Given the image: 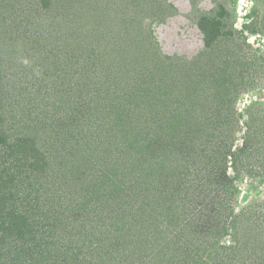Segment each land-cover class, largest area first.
<instances>
[{
	"label": "trees",
	"instance_id": "obj_1",
	"mask_svg": "<svg viewBox=\"0 0 264 264\" xmlns=\"http://www.w3.org/2000/svg\"><path fill=\"white\" fill-rule=\"evenodd\" d=\"M29 1L0 0V11L7 2L12 9L15 2ZM34 1L37 23L31 26L44 44L58 39L50 30L55 24L47 21L53 14L52 21L68 20L77 38L56 66L48 65L46 56L38 53L37 37L24 45L26 53L37 52L38 59L27 57L22 64H7L8 56L19 57L7 40L0 44V264H175L173 260L181 258L190 264L189 254L196 256L200 243L189 248L183 242L184 254L177 252L190 225L202 227L205 241L214 234L208 238V248L214 249L209 257L212 263L264 264V232L255 229L259 222L248 226L245 222L247 233H238L241 215L234 213V181L246 169L251 176L256 170L252 164H258L257 175L264 176V144L259 142L264 138V117L249 113V131L244 132L240 148L232 150L234 140L227 136L225 125L234 112L227 106L241 89L240 83L232 84L228 49L220 46L228 41L221 36L230 34L221 32V22L199 21L204 48L189 71L175 59V63L166 62L139 27L133 31L134 26L117 18L122 11L135 12L144 0H82L84 5L77 7L73 0ZM3 17L0 41L8 33L2 30L6 28ZM116 25L121 33L115 31ZM107 39L115 41L110 63L103 62ZM6 71H11L8 78ZM55 72L62 76H54ZM132 81L159 91L154 95L158 114L165 106L174 107L167 119L166 112L161 113L158 129L148 124L149 119L147 123L123 120L127 106L123 107L120 95L118 99L117 85L126 90L133 87ZM62 82L68 84L71 95L61 88ZM13 102L16 109L10 113ZM169 125L185 127L182 140L188 137L187 145L178 151L166 146L167 136L161 135ZM79 127L104 133L95 149H76L74 142L71 146V140L80 135ZM57 129H63L64 142ZM103 138L108 143L102 146ZM101 147L103 152L111 149L110 153L93 158L90 151L100 153ZM209 189L220 193L211 196ZM118 198L123 201L109 212L104 204H114ZM152 203L155 208L149 216L146 211ZM257 208L260 219L264 218V201L247 206L241 214H256ZM219 215L231 218L228 227L224 222L218 225ZM229 228L235 239L232 244H220L229 236ZM185 259H191L190 263Z\"/></svg>",
	"mask_w": 264,
	"mask_h": 264
},
{
	"label": "rangeland",
	"instance_id": "obj_2",
	"mask_svg": "<svg viewBox=\"0 0 264 264\" xmlns=\"http://www.w3.org/2000/svg\"><path fill=\"white\" fill-rule=\"evenodd\" d=\"M72 3L74 4L73 7H77V5H84L82 0H73ZM10 4L11 3L9 2L5 3L4 6L7 7L0 11V18L4 16L3 24H5L6 27L2 28V30L6 31V29H8L7 36H4V39L0 41V44L7 40L6 42L9 43L11 46L10 48L13 49L12 53H16L19 58L21 57V62L18 61L19 58H11V56H8L10 59L7 61V64L25 63L27 57L32 60L38 59L37 52L36 54L32 51H30V53H26L27 47L24 45V43H29L30 37L34 36L39 40L35 45L36 49L40 47L38 53L46 56V62L48 65L51 64V66H56L57 61L61 60V57L64 56V50L69 49V46L73 48V45L75 44L74 40H76L77 35L70 31L73 25L68 20L52 21L55 18L54 14L53 17L49 16L47 21L51 24H55V27L50 30L56 32L58 39H51L53 43L44 44V40L38 38V31L35 32L31 26L34 23H37L36 20H33L37 14L35 11H32V9L34 10L36 8V1L31 2L30 0L29 2H15L13 6L14 8L12 9L10 8L12 5ZM61 5L66 7L64 4ZM29 11L31 12L29 13ZM123 12L124 11L117 15V18L120 21L125 22L126 26H134L133 31L137 30L139 27L138 31H143V37H145L144 39L147 40L146 42L148 44H151V48L157 50L159 55L166 56V62L175 63V60H177L180 66H185V68L189 71L195 68L193 65L196 63L195 57L198 52L204 48L203 34L199 29V21L203 20L204 18H214V20L221 22L223 26L221 32L225 34L229 32L230 34H228V36L226 35L225 38L221 36L223 40L228 41L222 42L220 46L225 45L228 49L227 52L231 59V69H229V72H231L230 74L232 84L240 83L238 84V90L241 89V92L234 100V103L227 106L230 107L227 108L230 110V112H234V116L229 115L226 118L231 122L226 123L225 132L228 137H231L234 140L231 149L234 150L240 148L243 141L242 137L248 128L246 123L250 117L249 113L252 112L256 117H264V0H144L141 7H137L135 12L134 10L133 12ZM11 24H18V27L14 28L11 26ZM27 26H29V29H26ZM121 28L123 27H119V29ZM101 29L102 28H100V30ZM104 31L105 28L103 32ZM111 31L107 32H111L113 35H115L114 30L112 29ZM115 31L120 32L117 28V25L115 26ZM63 36H65L64 39L60 38ZM0 38H2L1 34ZM15 38H18L17 42ZM231 41H234V44H232ZM15 42L16 44H14ZM106 42L107 43H105L104 47L106 48L107 53L103 62L110 63L111 43L115 41L112 39H107ZM20 44L23 46V49L21 50L22 52L19 49ZM239 47L240 49H238ZM57 48H59L60 55L58 52H56ZM54 56H57L55 61ZM148 57L151 59V61L157 60L152 56ZM236 63L243 64V66L239 67L240 65L238 66ZM142 72L143 71H140V73ZM4 73L8 78L7 73L11 74V71H6ZM44 74L49 76L48 70H44ZM58 75L62 76L61 73L55 72L54 76L58 77ZM48 79L49 78H47V80ZM132 83L133 87L131 85L130 87L126 88V90L122 91L120 90L122 86L117 85L118 99L121 97L122 99L120 100H122L123 107L124 103L127 106V113L124 112L122 115L124 116L123 120L126 119L131 123H144L149 119L148 124H151L154 130L156 128L158 129L159 123L162 120L161 113L164 114V112H166V115L164 114L163 117L164 119H167V116L174 112V107L165 106L163 107L164 111L162 109L161 113L158 114L160 110H158L159 107L154 100V95L159 91L157 92L153 88L149 89L147 86L139 85V83L135 81H132ZM62 87L65 91L69 92L67 95H71V91L67 83L62 82L61 88ZM83 90L84 88H82V91ZM80 100L83 101L82 99ZM75 101L76 99H72V102ZM11 105H13L14 108H10V113L11 111L14 112L16 109L14 102ZM214 107L212 108L213 110ZM175 108L176 110H179L177 107ZM38 109L41 110L42 107H38ZM3 111H7V108H4ZM90 113L93 112L90 111ZM109 117L110 116H108L107 119ZM216 117H219V114L216 113ZM220 117H224V115L220 114ZM61 120H64V118ZM255 123L257 124V122ZM169 128L173 130V133H175H170L172 132L170 129H165L163 132H161L162 136H167V141L165 142L166 146L174 148L177 151L181 148V145L184 148L187 145L186 139L188 138L187 137L182 140L185 127L181 130L178 127L175 128L174 126L169 125ZM262 128H264V125H262ZM78 129L80 135H78L77 132H74V134H77L78 136H75L71 142L69 141L71 146L73 142L76 144V149L79 147L95 149L96 144H98L99 140L104 136V133L98 131L95 127L93 128V131H82L83 129L80 127ZM58 130L59 129H57V133L61 135V141L64 142L66 137H64L65 134L62 133L63 129L60 131ZM115 135L118 138L121 137L120 130L116 131ZM112 136H114L113 132L111 133L110 140L112 139ZM103 139L104 140L99 145L103 146L108 143L105 141L106 138ZM125 139L127 138H123V140ZM193 140L197 141L196 139ZM259 142L264 144L263 136ZM58 145L60 144L58 143ZM60 147L62 146L60 145ZM102 148L103 147L100 148V153H94L95 150H91L90 152L92 157L97 158L99 154L104 155L106 153H110L111 149L106 148V150L103 152ZM191 151L192 150H187V152ZM227 160L230 162L229 159ZM252 165L255 166L256 170L251 176L247 174L246 169L242 172V175L234 181V187L237 189V194L234 197L236 199L234 213H239L241 215V218H239L241 225H239L236 229L238 230V233L244 234H246L248 231V229L245 228V224L247 223V226L251 225L252 221H254V223L256 222L255 224L259 222L258 227L255 229L264 232V218L260 219L259 208H257V210L255 209L256 214H251V211H248L246 212V215H242V209L253 203L260 204L262 201H264V176L257 175L259 170L258 164ZM227 173L230 178L234 177V173L230 167H227ZM209 190L211 196L220 193V191L217 189ZM119 197L122 198L121 196ZM120 198H118L114 204H104L109 212L115 211V203H117V201H123ZM140 199H138L136 202H140ZM154 208L155 206L153 203L148 205V210L146 212L149 216L152 214V210H154ZM102 209H104V207ZM100 216L101 213L99 212L98 217ZM219 216L221 222L218 225H222L224 222V225L228 227L231 218L223 217L221 215ZM201 230L202 227L196 228L195 226L190 225L185 230L187 235L182 233V235H185L186 241H181L179 247L177 248V252L178 254H184L182 249L187 248L184 243L190 244L189 248H194L200 243L201 250L198 251V254H196V256L189 254V256L192 257V262L190 263L191 259L185 260L190 264H199V260L205 261L204 264H214L212 263L213 259H209L210 256L214 255V249L211 250L208 248V243H210V239L208 238H211L214 234L208 235L207 241H205L204 239L206 237L202 239L204 232ZM243 230L245 231L242 232ZM231 231L232 230L229 228V236H224L220 240V244H232V241L235 238L232 237ZM240 236H242V234L239 235V237ZM240 240L243 243V237H240ZM121 246L124 247V245ZM191 250L192 249H186V251L189 253L192 252ZM174 261H176L175 264H185L182 262V258L179 260L174 259L173 262Z\"/></svg>",
	"mask_w": 264,
	"mask_h": 264
}]
</instances>
